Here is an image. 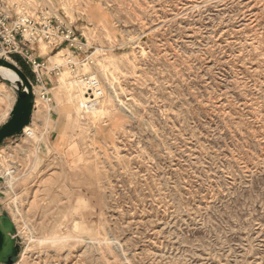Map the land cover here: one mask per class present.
Instances as JSON below:
<instances>
[{
    "label": "rangeland",
    "instance_id": "rangeland-1",
    "mask_svg": "<svg viewBox=\"0 0 264 264\" xmlns=\"http://www.w3.org/2000/svg\"><path fill=\"white\" fill-rule=\"evenodd\" d=\"M0 7L71 25L104 92L89 110L106 109L83 111L67 53L43 48L52 103L37 92L29 128L0 147L14 264H264V0ZM0 81L1 128L17 91Z\"/></svg>",
    "mask_w": 264,
    "mask_h": 264
},
{
    "label": "built area",
    "instance_id": "built-area-1",
    "mask_svg": "<svg viewBox=\"0 0 264 264\" xmlns=\"http://www.w3.org/2000/svg\"><path fill=\"white\" fill-rule=\"evenodd\" d=\"M42 44L51 50V54L67 50L72 57L67 64L72 68V74L77 72L76 55L87 52L84 39L63 20L51 18L48 15L35 16L26 10L14 13L9 8L0 7V58L14 63L13 58L20 57L34 75V82L31 84L35 100V88H38L41 99L52 103L49 91L44 85L43 75L46 67L43 63L44 57L41 56L40 46ZM85 61L88 65H94L91 57ZM101 86L99 78L84 77L86 97L81 103L83 111L86 112L96 107L97 102L103 98ZM15 89L17 91V88Z\"/></svg>",
    "mask_w": 264,
    "mask_h": 264
},
{
    "label": "water",
    "instance_id": "water-1",
    "mask_svg": "<svg viewBox=\"0 0 264 264\" xmlns=\"http://www.w3.org/2000/svg\"><path fill=\"white\" fill-rule=\"evenodd\" d=\"M0 68H7L18 76L16 104L9 122L0 128L1 147L6 140L21 136L31 125L36 100L30 79L17 64L0 58ZM15 233L11 218L7 214L0 215V264H14V259L19 257L20 245Z\"/></svg>",
    "mask_w": 264,
    "mask_h": 264
},
{
    "label": "bare ground",
    "instance_id": "bare-ground-1",
    "mask_svg": "<svg viewBox=\"0 0 264 264\" xmlns=\"http://www.w3.org/2000/svg\"><path fill=\"white\" fill-rule=\"evenodd\" d=\"M44 47H46L47 49H49L46 45H44V44H42ZM66 50H64L63 52H61V53H59L58 55H56L54 58H52V62L54 61V62H57V64H58V62L59 63H61L60 61H61V58H60V55H62L64 52H65ZM69 54V53H68ZM63 58V57H62ZM64 60V59H63ZM73 60V59H72ZM68 62H69V60L67 61V63H66V66H67V64H68ZM64 63V62H63ZM79 65V69H80V71L79 70H77V72L75 73V80H76V84L82 89V97H81V102H83L84 100H85V97H86V91H85V88H84V77H86V76H92V77H97L98 78V76L96 75V74H91V72H90V65H87V64H84V65H80V64H78ZM72 74V73H71ZM0 77L4 80V81H6V82H8L9 84H12L13 86H15V84H16V82L18 81V76L13 72V71H11V70H9V69H7V68H0ZM74 90H78L77 89V86H74ZM101 90H102V86H101ZM103 91V90H102ZM37 92H39L38 91V89L37 88H35V95H36V105H37V102H38V97H37ZM74 92V91H73ZM77 92V91H76ZM79 92H80V90H79ZM79 92H78V94H79ZM103 94H104V92H103ZM2 97V99L5 101V100H7V99H9V95H7V92H6V86L4 85V83L3 82H1L0 83V98ZM104 97V96H103ZM103 99V98H102ZM102 99L99 101V102H97V105H95L96 107H98V105L100 104V102L102 101ZM96 107H94V108H96ZM93 109V108H92ZM88 112H89V114H97V113H100L101 114V112L102 113H104V112H106V109L104 108V110H101V109H95V110H88ZM114 124V123H113ZM29 127H27V128H25V130H24V133L26 132V129H28ZM44 144V146L46 147V149H47V153H50V149H49V147L47 146V144L46 143H43ZM40 150V149H39ZM42 159V158H41ZM37 161H39V160H37ZM38 169V168H37ZM7 173H9V172H7ZM2 178H7L6 180H8V182H11V180L13 179L12 178V176H11V174H7V175H3L2 176ZM1 178V179H2ZM5 179H3V180H5ZM0 185H1V183H0ZM3 185V184H2ZM5 185V184H4ZM9 185V184H8Z\"/></svg>",
    "mask_w": 264,
    "mask_h": 264
},
{
    "label": "crops",
    "instance_id": "crops-1",
    "mask_svg": "<svg viewBox=\"0 0 264 264\" xmlns=\"http://www.w3.org/2000/svg\"><path fill=\"white\" fill-rule=\"evenodd\" d=\"M43 48H46V47H44L43 45H41V46H40L41 56H43V57L48 56V54H47V55H46V54L44 55V54L42 53ZM46 50H48V49L46 48ZM63 51H64V50H63ZM63 51H62V52H63ZM65 52L67 53V54H65V55H66V56H65V60L67 61V59L69 60V59L72 58V57H71V54H70L67 50H66ZM59 53H61V52H59ZM59 53H58V54H59ZM68 53H69V54H68ZM50 61H51V60L48 61L49 66L51 65V64H50ZM66 63H67V62H66ZM63 66H66V64H64ZM60 67H61V66H60ZM60 67H58V68H60ZM58 68H57V69H58ZM54 69H55V68H54ZM74 82L76 83V80H74ZM4 85H5V84H4ZM5 86H7V85H5ZM7 87H8V86H7ZM8 88H9V87H8ZM1 178H2V177H0V180H2V182L0 181V183H1V185H0V191L3 190V189H5L6 186H7L8 184H9V185H8L9 188H11V187L13 186V181H12V182H8V180H6L7 178H6V179H5V178H2V179H1ZM3 179H5V180H3ZM2 184H3V185H2ZM4 184H5V185H4Z\"/></svg>",
    "mask_w": 264,
    "mask_h": 264
},
{
    "label": "trees",
    "instance_id": "trees-1",
    "mask_svg": "<svg viewBox=\"0 0 264 264\" xmlns=\"http://www.w3.org/2000/svg\"><path fill=\"white\" fill-rule=\"evenodd\" d=\"M13 60L22 68L23 72L28 76V78L32 77V74L30 71L26 68L25 64L23 63L22 59L18 56H15ZM16 260L14 259V262Z\"/></svg>",
    "mask_w": 264,
    "mask_h": 264
}]
</instances>
